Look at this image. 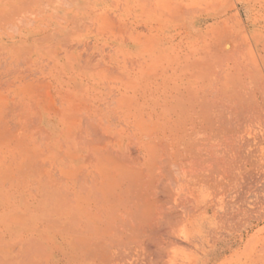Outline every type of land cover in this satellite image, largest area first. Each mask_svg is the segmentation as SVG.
<instances>
[{"label": "rangeland", "instance_id": "obj_1", "mask_svg": "<svg viewBox=\"0 0 264 264\" xmlns=\"http://www.w3.org/2000/svg\"><path fill=\"white\" fill-rule=\"evenodd\" d=\"M52 1L55 2L57 0ZM62 1L60 0V2ZM68 1H71L70 5L72 3L71 6L69 5V8H67ZM68 1H63L67 3L66 7L58 4L60 3L59 1L55 2L59 5L55 8H52L45 2L47 4L45 9L42 7L43 5L45 6L43 2L42 4L36 3L40 4L38 5L39 7L42 5L40 7L42 9L38 11H35L38 6L29 2L28 6L34 10L30 11L28 9V12H26L25 10L27 9H24L25 13L23 9H20L21 12L25 13L24 16L31 18L30 23L32 24L29 25H25L28 23L15 24L20 19L14 21V12L13 23L11 25L7 24L6 26L4 25L6 23L0 22V224L3 227L1 228L0 225V230L5 231L4 228L8 229L4 233L0 231V252L2 251L0 253V264H8V262L9 264L18 263L17 258L19 256L22 257L21 264H25L27 259L30 258L27 257L31 255L29 254L30 252L35 255L34 253H37L38 249L41 248L43 251L42 245H39L40 247L37 245L39 248L37 249V246H32L34 248L28 249V254L26 251L19 252L18 243L12 244V242L21 241L22 238L19 236H26L27 227L30 226L29 219L32 217L29 215L30 212L32 214V207H35V210L38 207L42 208L44 206L48 211V208L42 202L40 205L41 199L46 198V196L70 195V191H73L72 188L75 186V191L80 186L77 193H84L82 195L86 196L85 189L81 186L85 182H66L65 176L63 177L62 175H65L63 172L69 171V168H72L69 172L75 173V168H78V165L79 167L82 165V168L86 169L85 172L91 169L94 171V173L90 171L94 178L95 173L97 175L95 170L97 171L96 164L99 160V157L95 160L94 154L97 156L98 150L103 168L106 165L108 167L116 166L117 160L125 159L131 163L133 169H135L134 171H137V173L141 172V174L142 172L147 174V168H152L155 161L160 159L158 158L159 155L165 158L164 156L167 153L163 155V151L161 152L162 148L164 150L167 149V152L168 148L172 147L168 151L173 150L171 151L173 152L171 157L168 156V158L170 157L169 161H174L177 155L180 157L179 154L183 153L181 145L178 146L176 143L181 148L179 149L172 142L170 143L172 146L169 144L170 147L162 144V141H164L162 139L163 133L167 132L168 128H164L161 124L160 130L158 129L157 126L159 124H157V116L154 113L160 114L161 111L159 110L161 109L159 107L156 108L154 105L157 102L161 103L164 96L166 97V95L173 93L172 90L178 85V73L174 72L171 68V66L173 67L175 57L177 58L180 55V57H184L183 55H187V53L191 54L193 49L197 48L198 45L202 47V41H205L203 47L206 49L211 45H216L218 42L220 46H224L225 44L230 49L235 48L244 54L245 61L243 63L244 66L241 65L243 66L242 69L236 70L230 68L229 75L235 84L239 85V88H241L242 84L247 86L248 92L245 94L244 103L249 104L250 101L246 102L250 98L248 95L254 90L257 101H259L258 104L263 119L258 122L256 121L252 127V139L249 142L242 143L236 137L225 148H222V146L218 147L220 151L218 150L217 155L220 157V160L223 159V161L219 162V168L222 170L221 172H225H223L224 175L222 174V176L224 177H221L222 181L218 185L200 186L198 183L196 185V180L193 177H187L189 178V181H187L189 186L195 190L194 194L196 195L195 199H197V202L193 199L191 193L188 195L185 192L178 198L180 205L174 204L173 194L170 191L172 181L170 180L171 169L169 168L171 166H165V170L162 171V168L159 167L157 169V163L155 164V174L158 175L161 171V175L165 174L161 178V187L165 190H163L164 196L170 192V195L167 194V196H170L171 199H168L173 203H164L167 199L163 197L165 200L162 204L157 203L158 207L155 205V208H158L156 210H160L167 216H162L163 220L159 227H157L159 229L158 231L156 230V238L154 237L157 246H159L158 249H161L157 251L158 253L152 255L155 257L156 254L155 258H157L158 264H264V149H261L264 146V71L260 68L259 58L250 36V31L255 33L260 39L261 48L264 50V0ZM63 2L62 4H65ZM9 9V11H4L0 8V11L9 14L17 10L14 7ZM20 10L18 13H21ZM39 11L40 15H36L37 18H35L34 15ZM23 12L21 13L22 15ZM44 12L47 15L49 14L48 16L51 15V17L54 12V15L60 16L61 20L57 17V23H45L44 25L33 22L34 19H41L45 15ZM21 14L18 17L22 19ZM24 16L23 18L26 19L27 17ZM48 20H50L49 17ZM170 60L171 62H169ZM167 92L168 94H166ZM161 96H163L162 99H160ZM135 101L140 104L138 105ZM141 102H146L145 105L147 104V107L141 104ZM137 108L140 111L144 110L143 112L141 111L142 114ZM134 110L137 112L135 115L140 114L135 118L133 116H126L128 114L127 111L133 112ZM151 111L154 113H150ZM144 112L146 113L144 114ZM162 113L170 115V111L167 110H163ZM148 114L153 115L149 116ZM146 124L148 125L147 127ZM137 125L146 131H150L153 127L152 132L150 131L152 138L150 136L143 138L147 147L149 146L150 148L149 144H151V149L145 151V163L141 164L131 162L133 158L132 151L126 149L123 152L124 155H121L116 147L120 140L126 143L129 141L128 138H133L132 140L130 139L132 141L130 142L131 148H136V137L140 135L142 129L137 130ZM76 128L80 129V131L76 130ZM83 129L89 131H85V133ZM153 130L156 131L153 132ZM163 130L165 132L161 133ZM146 131L142 130L141 134ZM92 132H96L97 134L90 135L89 133ZM77 133L80 134L78 135ZM100 134H103L102 138H99ZM2 135L5 137H1ZM70 137H72L71 140ZM74 137L78 140H74ZM108 137L109 139H107ZM94 138L98 139L102 145L99 142L97 144V141L94 143ZM157 138H161L160 143L162 146L159 143L160 140L158 141ZM103 139L105 140L104 142ZM80 140L85 141L83 144L85 143L86 145L82 144L80 146V142V144H77V148L75 143H79ZM153 140L155 141L153 142ZM247 143L255 146H247ZM94 145H96L97 149ZM204 145L197 147L202 156L206 151V145ZM103 146L104 150H102ZM174 148H176L175 152H180L178 154L176 152L175 156ZM71 149H76L77 151ZM248 149L252 153L251 163L244 164L242 156ZM25 151L30 153V164L28 160L25 165H21L23 168H17L14 164L8 162L13 159L11 158L14 156L13 154L16 153V156ZM74 152H77V154ZM78 153L85 155V159H88L89 162L85 163V159L71 157L73 154L74 156L79 155ZM17 157L19 159L18 155ZM89 157H93L94 160ZM167 160L165 159V165L169 164ZM52 163L54 165H51ZM92 165L95 166L93 167ZM238 165H240L239 171L237 170L239 168ZM60 166H62V170ZM64 167L69 168L66 170ZM99 168L101 167L99 166ZM35 169L37 171L45 170L49 172L48 174L51 178L50 180L48 177L47 180L49 181H47L48 183L46 182V185L48 186L50 182L52 184H49V187L45 185L47 190L43 189L42 193L37 191L38 185L36 183L31 181L28 185L30 181L29 172L30 170L36 171ZM197 170L202 172L200 169ZM82 171L84 170L82 169ZM99 171L101 170L99 169ZM59 172H62V174ZM67 173L66 175L68 176L70 173ZM188 174L193 175L190 168H188ZM225 174H228L229 180ZM62 177L65 182L62 181ZM96 177L100 178L99 176ZM60 179L61 181L59 182L62 183L59 184L58 180ZM88 181L91 182V180ZM88 181H86L88 184H84V186L86 185V188L89 191L91 190V193H94L92 190L98 185V182L92 181L93 188L89 187L91 185ZM41 182L43 183V181ZM34 184L36 185V190L33 189L35 187ZM59 185L61 186L59 187ZM38 190L40 191L41 189ZM31 191L34 193L32 194ZM96 191L97 189L95 193ZM35 193L38 194V197H35ZM33 197H35V201ZM19 202L22 206H20ZM29 209L32 211L30 210L29 212ZM183 209L185 211H187L186 209L193 210L186 231L184 230V221L182 224L171 219V216L173 217L177 213L179 220L182 215L186 216L182 212ZM26 211L27 217H23L22 213L24 212L25 214ZM140 211L142 212V210ZM51 212L53 211L50 210L49 213ZM146 212L148 211L145 209L143 214H147ZM102 216L104 223L101 221L99 225L101 224L102 226L100 225V227L105 228L110 224V227L107 226L105 229L111 230L114 227V222H116L114 225L118 226L117 214L111 212L109 214L107 212L105 216L103 214ZM51 217L54 216L48 214V218ZM128 217L129 219L131 218L130 220L134 218ZM108 218H112L115 221L113 220L114 222L112 223V220ZM144 218L146 217L144 216ZM25 220L27 222H25L26 226L28 225L27 227L23 223ZM134 220L132 221L135 222ZM5 223H8V226ZM9 226L10 228H8ZM168 226L173 228H169ZM143 227L142 229L148 235L149 231L146 230V227ZM10 229L14 231L12 230L13 232H11ZM169 229L170 231L167 233L166 231ZM178 229H181V231ZM111 231V234L114 233V230ZM141 233L145 234L143 230ZM132 234L134 233L130 234L129 232L127 234L129 239L137 235L134 234V236ZM6 241L11 244L9 245ZM59 242L60 240L57 239V246H59ZM122 244L118 245V247H120L121 251H123L122 248L130 249L128 251L129 256L126 253L123 254V251L121 254L124 255L121 256L124 257L122 258L123 261L118 262L117 256H119L121 251L117 249L120 251L117 252L115 248L114 251L112 250L113 252L109 251L110 254L112 252V257L114 252L118 253L116 260L112 258L114 261L112 262L111 258H108L110 259V263L106 258L102 261V264H150L151 260L148 259L151 255L147 257V252L143 255L140 254L141 256H137L136 258L134 254L130 255L131 251V253H134V245L127 246L128 243ZM7 249L12 251L8 252L9 256L7 255ZM34 249L36 251L33 253L31 250ZM126 249H124L125 252H127ZM14 250L18 251V255L16 254L18 257L14 255V252H16ZM11 254L16 257L15 261H13L15 258L9 259V257L12 258ZM67 255H69V252ZM68 257L69 259L67 258L61 264H70L69 262L73 257L70 255ZM121 257L119 258L121 259ZM7 260L9 261L7 262ZM154 262L153 264H155Z\"/></svg>", "mask_w": 264, "mask_h": 264}, {"label": "bare ground", "instance_id": "obj_2", "mask_svg": "<svg viewBox=\"0 0 264 264\" xmlns=\"http://www.w3.org/2000/svg\"><path fill=\"white\" fill-rule=\"evenodd\" d=\"M57 1L60 2V0H57ZM57 1H55V2H57ZM65 1L67 2L68 0H65ZM0 2H1L0 8H1V10H4V11L8 10L11 7L12 8L14 7V9L16 8L17 10L23 9V11H24V9H27V10H25L26 12H28V9H30V11L34 10V9H31L30 6H28L29 2H30V4L33 3L36 6L42 4V2H43L45 4V6L41 5L42 7H44L43 9H45V7H47V4H49L52 8L59 6V5H57V3L53 2L52 0H5V1L0 0ZM62 2H60L58 4L64 5L66 7L67 3L63 2L65 4H62ZM70 2L68 1V7L67 8H69ZM36 3H40V4H36ZM71 5H72V3H71ZM27 6H28V8H27ZM38 7L36 8L37 10H35V11L42 9V8H40V7L38 8ZM67 8H65V9L67 10ZM14 9H12V10H14ZM17 10H15V11L17 12ZM19 10H18V12H19ZM21 10H20V12H21ZM15 11H12V13H9V14L7 12L3 13L2 11H0L1 12L0 13L1 14L0 22L3 24L6 23V24H4L6 26H7V24L11 25V23H13V12H14V17H15L14 21H17L18 19H20V21H18L17 23L15 22V24H19V25L22 23H24V24L28 23L25 25L32 24V23H30L31 18L24 16V14L26 13L25 11H24L25 13L22 11L23 15L21 14L22 12L16 13ZM53 11H54V9H53ZM54 12H53L52 17H51V15L48 16L49 14L47 15L44 12V14L46 16L44 15L41 19H37V20L34 19V17H33L34 21L33 20L32 21L35 23L36 22L40 23L39 25H41V23L44 25L45 23L51 24L52 22H56V19L58 16H57V14L55 16ZM36 13L37 14L34 15L35 18H37L36 15L37 16L40 15L39 14L40 11L36 12ZM15 14H17V15L15 16ZM20 14H21L22 19L19 18ZM51 14H52V12H51ZM23 16L27 17L28 19L30 18L29 22H28V19L27 18L24 19ZM31 16H32V14H31ZM53 16H55V17H53ZM48 17L50 18V20H48ZM54 18H55V20H54ZM58 18H60L59 20H61L60 16ZM19 22H21V23H19ZM33 26H34V24H33ZM250 36H251V39L253 41L256 54L259 58L260 68H261V70L264 71V50L261 48L262 46L260 45V39L257 37V35H255V33L251 32V31H250ZM199 39L201 40V38H199ZM202 42L204 45L205 41H202ZM203 45H202V47H199V45H198L197 48L193 49V52L191 54L187 53V55H183L184 57H180L181 55L178 56L177 58L175 57V59L173 61V67L171 66V68L173 69L174 72L178 73L177 74L178 75V80H177L178 85L175 87L173 86L174 87L173 90L171 89L172 87L169 88L173 91V93L168 94V92H167L166 94H168V95H166V97L164 96V98H163V96H161L160 99L163 98L161 100L162 101L161 103L155 102L156 105H154V106H156V108L159 107L161 109V110H159V111H161L160 114H156L153 111L150 112V113H154L155 116H157V120H158L157 124H159L157 126L158 129L161 127L160 126L161 124L163 125L164 128H166V127L168 128V131L166 130L167 132L164 131L165 129L163 131H161V133L165 132V133H163L164 136L162 139L164 141H162L163 142L162 144L167 146V147L169 146V144L171 142L174 145H176V143L178 146L181 145L182 146L181 151H183V153L179 154L180 157H178V155H177L176 158L174 157L176 161L174 160V158H172L174 161H169V158L171 157V155L173 153L171 151H173V150H171L170 152H168V151L172 147L168 148L167 152H166L167 149L164 150V148H162L163 150H161V152L163 151L162 152L163 155L165 153H167L168 155L165 154V156H164L165 158H163L161 155H159L158 158H160V159H158V160H160V161L159 162H157L158 160L155 161L154 165L152 164L153 165L152 168L148 167L147 168L148 169L147 174L143 173V172H142V174H141V172H138V173H140V174H138L137 171H134L135 169H133L131 163L127 162V160H125V159L117 160L116 161L117 164H115L116 166L108 167L106 165L103 168L102 163L100 162L101 161L100 156L98 155L99 150H98V152L96 151L97 156H95V154L93 153L95 160H97L99 157V160L96 164L97 171L94 169L95 172H97V175L95 173L94 178L90 172L93 170L91 169L90 171L87 170L85 172L86 169L82 168V165H80V167L78 165L79 169L77 167L75 168V170L77 169V171H78L77 172L74 170L75 173H73L72 171L69 172L72 168L70 169L68 167L69 168L68 169V168L64 167L66 170L67 169L69 170V171H66L64 169L66 172H68L67 174L70 173L67 176L66 172L62 171L63 173H65V175H62V176L63 177L65 176L64 179L66 178V182L67 181H70L71 183L72 182L73 183L74 182H85L84 184H88L86 181L91 180V182L88 181L91 185L89 187L94 188L92 181L98 182L97 184L99 186L96 185L95 188L92 190L94 193H91V190L89 191V189L86 188L87 186L86 185L84 186V184L82 183L81 186L85 189V191L82 189L81 190L84 191L86 193L85 195L88 197H86V196L84 197L82 195L84 193H82V194L77 193V191L80 189V186H79V188L77 187L78 189L76 191L74 189V188H76V186H75L74 188H72L73 191H70V195L65 194V195H59V196H55V197L46 196V198H44V199L39 198V199H41L40 205L42 203H43V205H46V207L48 208V211L44 206L42 208L38 207V209H35V210H34L35 207L31 206L32 207L31 209H33V211L31 209H29V212H30V210L32 211V214H31V212L29 213V215L32 216L29 219L30 226L29 227H27L28 225L26 226V223H27L26 220H28L27 218L25 221H23V223L26 222L25 226L28 228L27 234L25 237L19 236L22 238V239L20 238L21 241L15 240L18 242H14V243L12 242V244L18 243L17 247L19 248V250H18L19 252H23V251L27 252V251H29L28 249H30L32 246H37V245L38 246L42 245L41 247H43L44 249L42 248L43 249V251H42L41 248L38 249L40 246L39 247L37 246L38 251H41V252L37 251V253H36L35 249L31 250V251H33V253L35 252L34 253L35 255H33L32 252H30L29 254H31V255L27 256L30 258L27 259V262L25 264H61V262H63L64 260H67V258L69 259V257H68L69 255L73 257V259L70 260V262H69L70 264H74V263L75 264H102L103 263L102 261H104V259H106V258H107L108 262H110V259H108V258H111V261L114 262L113 260H116V256L118 255V253L114 252L115 256L113 253V257L111 256V254L115 248H116V250L119 249L121 251V249H120V247H118V245H123L122 243H124V244L128 243L127 246L132 245V244L134 245L133 246L134 253H131L132 252L131 251L130 255L134 254L135 257L137 258V256H141L140 254L143 255L144 253L147 252V257L151 255L148 259V260H151L150 264H153L154 261H156V262H154L155 264H158L157 263L158 261L156 260L157 258H155L156 254H155V257H154V255H152L154 253H158L157 251H159L161 249V248L158 249L159 246H157V244L155 242L156 241V239H155L156 235L155 234H156V230L158 231V229H159V228L157 229V227H159V225L161 224V221L163 220L162 216L166 217L167 215L165 213H162L160 210H156L158 208H155V205L157 206L158 205L157 203L162 204V202L165 199H167V200H166V202L164 201V203L172 202V201H169L171 199L170 196H167V194H169L170 192L168 191L169 193H167L165 195L167 197L166 198L164 196L165 193L163 192L164 189L161 187V180H162L161 178L163 175L165 176V174L161 175V173L163 170H165V166H168V165L171 166L169 169H171V172H170L171 173V179L170 180L172 181L173 188H172V186H170V184H169V186L171 188L170 191H172V194H173V200L175 201L174 204L180 205V202H178V198H180L182 193L184 194L185 192L188 195L191 193L193 199L197 202V199H195L196 195L194 194L195 190H193L189 186V183L187 182V181H189L188 180L189 178H187V177L188 176L193 177V179L196 180V185H198V184L200 186L201 185H208L209 186L212 184L218 185L219 182L222 181V178L224 177V176H222V174L224 175V173H225L224 171H223L224 173L221 172L222 170L219 168V162L223 161V159L220 160V157L217 155L218 152L220 151V149L218 147L222 146V148L223 147L225 148V146L228 145L230 142H232V140L236 137H238L239 141H241L242 143L249 142L252 139V137H251L252 127L254 126L256 121L258 122L259 120L263 119V115H262V112L260 111L259 104H258L259 101H257L256 93H254V90L252 92H250L248 95V97H250V98L246 102L250 101L249 104L244 103L243 100H245V94H246V92H248L247 86L242 84L241 88H239L238 87L239 85L237 86L235 84V82L230 78V75H229L230 74L229 73L230 68L231 69L233 68L236 70L242 69V67L244 66L243 63L245 61L244 54L240 50H236L235 48L230 49L228 45L224 44V46H220L218 42L216 45H213V46L208 45V46H210V47H208V49L203 47ZM200 51H202L201 55H200ZM169 62H171V60ZM241 65H243V66H241ZM168 69H169V67H168ZM144 78H146V77H144ZM174 80H176V79H174ZM146 83H147V81H146ZM172 85H173V82H172ZM243 96H244V98H243ZM260 96H261V94H260ZM142 99H143V97H142ZM142 99H140V100H142ZM130 100H132V99H130ZM135 102H137V101H135ZM145 103L146 102H144V103L141 102V104H144V106H146L147 104L145 105ZM139 104L140 103H138V105ZM130 106H131V104H130ZM129 109H131V108H129ZM163 110L170 111V115H168V114L165 115L166 113L163 114L162 113ZM138 111L141 112L142 110L140 111L138 109ZM127 112H128V114L126 116H133L134 118L140 114L139 113V114L135 115V113H137L135 110L133 112H131V111H127ZM142 112H141V114H142ZM146 112H144V114ZM81 113H84V112H81ZM148 115L152 116L153 114H151V115L148 114ZM11 116H12V114H11ZM79 116H81V115L79 114ZM88 117H90V116L88 115ZM91 117H92V115H91ZM134 120H136V119H134ZM8 121L10 122V120H8ZM0 123H1V121H0ZM78 123H80V122H78ZM139 125H142V124H139ZM139 125H137V128H138V129L136 128L137 130H140L142 128V127L139 128ZM79 126H81V125H79ZM147 126L148 125L146 124V127ZM150 127H151V125H150ZM16 128H18V127H16ZM152 128L150 129V131L152 130ZM76 130H78V128H76ZM142 130L146 131V130H144V128H142L141 131ZM159 130H157V131H159ZM161 130H162V128H161ZM78 131H80V129ZM85 131L87 132L89 130L83 129V132H85ZM141 131H140V135H138L136 137L137 138L136 139L137 145L135 144L136 145L135 149L134 148L132 149L131 144H130V142H132V141H130V139L132 140L133 138H128L129 141H127L126 143H124L125 141L120 140L116 146L118 149L117 151L119 153H121V155H124L123 152L126 149H129V151H132L133 152L132 153L133 158L131 159V162H133V163L137 162L138 164L145 163V156H144L145 151H147V149L148 150L151 149V144H149L150 148H149V146L147 147L146 142H144L143 138L149 137V136L151 137L152 131L150 132L149 130H147L143 134H141L142 133ZM155 131L153 130V132H155ZM5 132H7V131H5ZM95 133L92 132L89 134L95 135ZM77 134L79 135L80 133H77ZM90 135H88V136H90ZM102 135L103 134H100L99 138H102ZM3 136L4 135H2L1 137H3ZM11 136H13V135H11ZM71 138L72 137H70V140H71ZM73 139L78 140L75 137ZM94 139H92V140H94ZM105 139H106V136H105ZM107 139H109V137ZM157 139L159 141L161 138L160 139L157 138ZM168 139H169V142H168ZM83 140H80L79 143L76 141L77 142V143H75L76 147L78 146L77 144H80V142H81L80 146H82L83 142H85ZM155 140H153V142ZM95 141H97V144L99 142V144L102 145L100 143V141H98V139L97 140L95 139L94 143H96ZM104 141L105 140L103 139V142ZM160 142H161V140L159 141V143ZM147 144H148V142H147ZM162 144H161V146H162ZM166 144H168V145H166ZM172 144H170V145L172 146ZM203 144L206 145V151H205V154L202 156L200 154V152L197 150V147L199 145H203ZM83 145H86V144L84 143ZM94 146L96 148V145H94ZM247 146L251 147V146H255V145L248 144ZM103 148H104V146L102 147V150L105 149V148L104 149ZM175 149L176 148H174V156L176 155V152H177V151L175 152ZM179 149H181V148H179ZM261 149H264V146H262ZM261 149H259V150H261ZM71 150H73V149H71ZM75 150H73V151H75ZM86 152H88V151H86ZM74 153L77 154V152H74ZM178 153H180V152H177V154ZM12 154H13V152H12ZM15 154H13L14 156L11 157L13 159L8 161L9 163L14 164L17 168H23L21 165H25V163L28 160H29V164H30V160H31V156H29L30 153L25 151L22 154H20V153L17 154L19 156V159H18L17 155L15 156ZM88 155L91 156L90 153H88ZM166 156H167V158H166ZM168 156H170V157L168 158ZM251 156H252L251 150L248 149V151L244 152V155L242 156L243 160H244V164L251 163V161H250ZM71 157H73L75 159L76 158H80L83 160L85 159V155H81V154L76 155V156H74V154H73V156H71ZM91 158L94 160L93 157H91ZM165 159H168L167 161H169L168 162L169 164H166V165L164 164ZM76 161L78 162V160H76ZM84 161H85V163L89 162L88 159H85ZM54 163H52L51 165H54ZM81 164H83V163H81ZM155 164H156V167L158 166L157 169H159V167L162 168L161 173L159 172L160 174L158 173V175L155 174V169H156ZM99 166L101 168H99ZM238 166H239V168L237 166H236V168H238L237 170L239 171L240 165H238ZM37 167H39V166L37 165ZM60 167L62 170L63 169L62 166H60ZM86 167H87V165H86ZM188 168H190L191 173L193 172L192 176L188 174ZM37 169H35L36 171L30 170V172H29V174H30L29 180L30 181L28 182V185L31 181L36 183L38 185L37 188L41 189L40 191L37 189V191L40 193L43 189H45V191H46L47 190L46 188L49 187V184H52V183L50 182L48 184V186L46 185V182L49 181V180H47L48 177L51 180V178L48 174L49 172H47L45 170L37 171ZM40 169H41V167H40ZM50 169H52V168H50ZM82 169L84 171H82ZM99 169L101 171H99ZM197 169H200L202 172H199ZM27 170H29V169H27ZM48 171H50V170H48ZM238 171H237V173H239ZM62 172L61 173L59 172V173L62 174ZM157 172H158V170H157ZM93 173H94V171H93ZM225 175L228 176V174H225ZM96 176H99L100 178L98 179ZM32 177H36V178H32ZM60 177H61V175H60ZM63 177L61 178L62 181H64ZM61 179L58 180V182L61 181ZM227 179L229 180L230 177L228 176ZM44 180H46V181H44ZM225 180H226V178H225ZM13 181H14V179H13ZM41 181H43V183L44 182L45 183L43 184ZM58 182H56V183H58ZM60 183H62V182H59V184ZM187 183H188V186H187ZM228 184H230V183L228 182ZM25 185H27V184L25 183ZM60 186L61 185H59V187ZM19 187H20V185H19ZM27 187H24V188H27ZM168 188H167V190H168ZM185 188H186V190H184ZM33 189L36 190V185ZM96 189H97V191H96L97 194L95 193ZM61 191L63 192V190H61ZM64 191L66 192V190H64ZM67 191L69 192V190H67ZM82 191H80V192H82ZM33 193L34 192H32V194ZM20 194H21V192H20ZM58 194H60V193L58 192ZM36 196L38 197V194H36L35 197ZM23 197H25V196H23ZM35 197H33L34 201L36 200ZM168 198H170V199H168ZM26 199H28V198H26ZM30 200H32V199H30ZM19 204H20V202H19ZM27 204H24V205H27ZM20 206H22V204H20ZM91 206H92V208H91ZM184 206H186V205H184ZM16 207H17V204H16ZM20 208H22V207H20ZM145 209L148 211V212H146L147 214H143ZM188 209H186L187 211H185L184 209L182 210V212L185 213L186 216L182 215L180 220L178 218L179 215L177 212H176L177 214H175V213H174L175 215L173 214L174 215L173 217L171 216V219H173V221H175V222L177 221V223L181 222L183 224V221L185 222V224H184V230L185 231L187 230V224L190 220L189 218L192 216L191 212L193 211L192 209H190L191 211ZM50 210H52L53 212L49 213ZM140 210H142V212ZM107 212L109 214H110V212L115 213L118 216L117 217V220L119 221L118 226L114 225V223L116 224V222H114L115 221L114 219L108 218L109 220H112V223L114 222L113 226L114 227L116 226L115 229H114V227H113V229H111V230H114V233H112V234L110 233L111 230L105 229L107 226L110 227L109 226L110 224H108L105 227V225H106V223H105V225H104L105 228L100 227L101 224L99 225V223L101 221H103V223H104V218H103L102 214L105 216V214ZM26 213H27V211L25 212V214H24V212L22 213L23 217L27 215ZM48 214H52V216H54V217L48 218ZM143 215L146 218H144ZM128 216L134 217L132 220L135 219L134 220L135 222L130 220L131 218L129 219ZM107 217H105V218L107 219ZM2 218L4 219V217H2ZM102 218H103V220H102ZM254 218L256 219V217H254ZM173 221H172V223H173ZM175 222H174V224H175ZM3 224H4V222H3ZM5 224L7 225L8 223H5ZM169 224H171V223H169ZM178 225H180V224H178ZM25 226H24V228H25ZM143 226L146 227L147 228L146 230L149 231L148 235L145 232V230L142 229ZM174 227H175V225H174ZM1 228H3L2 225H1ZM8 228H10V226ZM171 228H173V227H171ZM4 229H5V231H8V229H6V228H4ZM12 230L13 229H10L11 232L14 231V230L13 231ZM142 230H143V233H145L146 235L141 233ZM178 230L181 231V229H178ZM0 231L2 232L3 230L1 229ZM5 231H3V233ZM169 231H170V229L166 232L169 233ZM129 232H130V234L134 233L135 235L136 234L137 235L135 236L134 234H132L135 237H132L129 239V236H127V234ZM167 233H166V235H168ZM8 235H10V234H8ZM8 235H6V236H8ZM57 239L60 240L59 246H57ZM13 246H15V245H13ZM32 248H34V247H32ZM15 249H16V247H15ZM124 249H126V248H122V250L124 252L123 251L120 252L117 250V252H120L119 256H117L118 262L123 261L122 258H124V257H121V256H124V255H121L122 252H123V254L126 253L129 256L128 251L130 249L128 250V248H127L126 249L127 252H125ZM16 250H14V251H16ZM109 250L110 251L113 250L111 252V254H110ZM10 251L11 250L7 251L8 256H9L8 252H10ZM18 251L14 252L15 253L14 255H16V254L18 255ZM68 252H69V255H67ZM27 254H28V252H27ZM109 256H111V257H109ZM119 257H121V259ZM151 257H153V258H151ZM13 258H15V259H13ZM112 258H113V260H112ZM9 259H11V260L13 259V261H15L16 257H14L12 255V258L9 257ZM18 259H19V261H18ZM119 259H120V261H119ZM21 260H22V257L19 256L17 258L18 263H15V264H21V262H22ZM8 261L9 260H7V262ZM166 262H167V260H166ZM105 263H106V260H105ZM161 263H162V261H161ZM8 264H9V262H8Z\"/></svg>", "mask_w": 264, "mask_h": 264}]
</instances>
